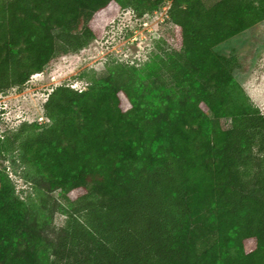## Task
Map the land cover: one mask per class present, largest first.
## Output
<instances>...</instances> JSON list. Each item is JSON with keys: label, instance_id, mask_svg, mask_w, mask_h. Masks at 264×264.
I'll list each match as a JSON object with an SVG mask.
<instances>
[{"label": "trees", "instance_id": "1", "mask_svg": "<svg viewBox=\"0 0 264 264\" xmlns=\"http://www.w3.org/2000/svg\"><path fill=\"white\" fill-rule=\"evenodd\" d=\"M166 4L179 47L59 85L0 136L31 183L0 169V264H264V111L216 50L264 0H0V93Z\"/></svg>", "mask_w": 264, "mask_h": 264}, {"label": "rangeland", "instance_id": "2", "mask_svg": "<svg viewBox=\"0 0 264 264\" xmlns=\"http://www.w3.org/2000/svg\"><path fill=\"white\" fill-rule=\"evenodd\" d=\"M211 5L217 0H205ZM168 4L161 9L137 17L131 10L122 11L104 34L75 53H59L43 72L34 75L21 89L0 93V136L16 130L22 122H45L43 104L53 88L68 84L85 89L91 78L107 73L112 61L142 64L161 46L179 47L177 29L167 19ZM216 50L235 65L234 74L253 102L264 111V21L218 45ZM225 128L229 119H222ZM6 168L18 192L26 197L31 183L23 176L19 163L0 158V169ZM57 194V193H56ZM62 227L65 216L55 215Z\"/></svg>", "mask_w": 264, "mask_h": 264}]
</instances>
